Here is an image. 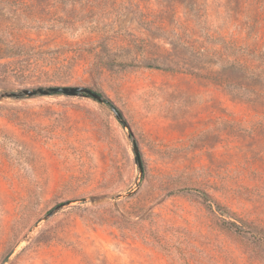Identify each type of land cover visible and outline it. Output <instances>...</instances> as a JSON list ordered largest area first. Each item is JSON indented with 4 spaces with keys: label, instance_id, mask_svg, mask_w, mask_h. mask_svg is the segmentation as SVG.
I'll use <instances>...</instances> for the list:
<instances>
[{
    "label": "rangeland",
    "instance_id": "1",
    "mask_svg": "<svg viewBox=\"0 0 264 264\" xmlns=\"http://www.w3.org/2000/svg\"><path fill=\"white\" fill-rule=\"evenodd\" d=\"M0 264H264V0H0Z\"/></svg>",
    "mask_w": 264,
    "mask_h": 264
},
{
    "label": "water",
    "instance_id": "2",
    "mask_svg": "<svg viewBox=\"0 0 264 264\" xmlns=\"http://www.w3.org/2000/svg\"><path fill=\"white\" fill-rule=\"evenodd\" d=\"M30 93H32V92H29V94ZM41 93H43V94L54 93V94H62L65 96H84V97L92 98V99L99 101V102H104V99L98 93H96V92H94L88 88H85V87H77V86L76 87H53V88L46 89V90L42 91ZM116 115L118 116V113H116ZM78 202H80V200L69 201V202L61 204L59 206H56L53 210H51L43 218V220L45 221L48 218H50L59 209H61L63 207L75 205Z\"/></svg>",
    "mask_w": 264,
    "mask_h": 264
},
{
    "label": "trees",
    "instance_id": "3",
    "mask_svg": "<svg viewBox=\"0 0 264 264\" xmlns=\"http://www.w3.org/2000/svg\"><path fill=\"white\" fill-rule=\"evenodd\" d=\"M104 104H108V102L106 100H104ZM108 105H110V104H108Z\"/></svg>",
    "mask_w": 264,
    "mask_h": 264
}]
</instances>
